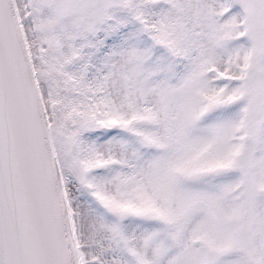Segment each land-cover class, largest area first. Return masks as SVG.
<instances>
[{
	"label": "snow or ice",
	"instance_id": "obj_1",
	"mask_svg": "<svg viewBox=\"0 0 264 264\" xmlns=\"http://www.w3.org/2000/svg\"><path fill=\"white\" fill-rule=\"evenodd\" d=\"M0 264H264V0H0Z\"/></svg>",
	"mask_w": 264,
	"mask_h": 264
}]
</instances>
